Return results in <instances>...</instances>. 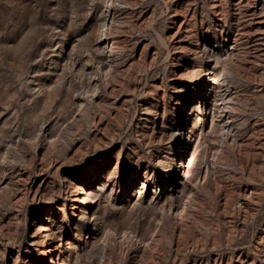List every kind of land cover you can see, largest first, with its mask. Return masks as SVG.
<instances>
[{"label":"rangeland","instance_id":"374dc122","mask_svg":"<svg viewBox=\"0 0 264 264\" xmlns=\"http://www.w3.org/2000/svg\"><path fill=\"white\" fill-rule=\"evenodd\" d=\"M0 264H264V0H0Z\"/></svg>","mask_w":264,"mask_h":264}]
</instances>
